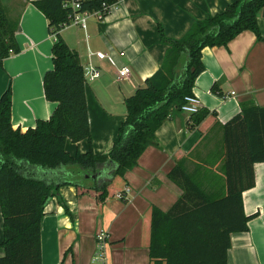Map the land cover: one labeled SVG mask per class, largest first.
<instances>
[{"label": "trees", "instance_id": "1", "mask_svg": "<svg viewBox=\"0 0 264 264\" xmlns=\"http://www.w3.org/2000/svg\"><path fill=\"white\" fill-rule=\"evenodd\" d=\"M64 0H41L34 6L47 18L53 37V69L43 80L46 100L56 108L49 120L23 132L12 125V90L0 98V210L4 220L0 264H43L41 223L49 201H62L59 190L73 186L78 195L90 194L99 211L108 206L127 185L125 175L138 165L156 132L174 112H182L186 97L193 96L196 79L204 72L202 51L227 46L244 31L254 32L264 12V0H236L225 11L198 21L182 39L168 38L160 28L161 42L169 47L161 68L145 87L125 100L126 120L108 154L66 151L70 140L78 143L92 135L86 99V81L80 55L65 42L61 31L73 14ZM117 0H84L82 10L104 12ZM104 21L100 29L104 31ZM16 28L0 3V65L20 53ZM216 92L215 86L212 88ZM217 112L201 109L190 117L189 130L202 138L216 124ZM183 157L169 178L183 191L168 212L151 206L144 215L142 241L149 248L151 264H228L231 235L247 232L254 216L244 210L243 193L255 184L254 166L264 163V107L241 105V113L223 127L221 194L193 171ZM213 172V171H212ZM203 175V176H202ZM210 180V179H209ZM126 201L125 197L122 199Z\"/></svg>", "mask_w": 264, "mask_h": 264}, {"label": "crops", "instance_id": "2", "mask_svg": "<svg viewBox=\"0 0 264 264\" xmlns=\"http://www.w3.org/2000/svg\"><path fill=\"white\" fill-rule=\"evenodd\" d=\"M37 1L41 0L2 3L16 28L21 51L0 65V98L11 88L12 125L23 132L35 128L39 120H49L56 108L46 100L43 87L45 74L53 69L54 39L47 18L33 4ZM235 1L117 0L105 17L104 31L95 15L88 19L86 30L64 28L61 35L78 52L83 67L92 63L101 71L98 80L86 83L91 144L69 140L66 151L71 156L91 149L108 154L126 120L125 100L144 88L146 80L163 65L169 47L161 42L160 28L168 38L182 39L195 23L222 13ZM258 26L262 40L254 32L244 31L227 46L202 51L205 70L196 79L193 96L202 109L217 112L216 124L205 137L198 129H188L191 115L174 112L156 132V145L149 146L138 165L126 173L127 185L122 191H126V201L116 196L102 212L90 194L78 195L73 186L60 188L70 215L57 198L47 204L41 223L43 264H91L99 232L108 235V264H151L149 248L142 241L144 215L151 206L168 212L183 195L169 178L177 161L184 157L189 168L194 153L196 167L214 158L213 167L204 166L198 172L213 179L223 176L218 170L223 160L224 125L241 113L244 103L264 107L263 13ZM97 52L112 57L99 60ZM125 66L132 72L119 80V70ZM214 86L216 92L212 91ZM254 171L256 184L243 193L245 213L254 217L247 232L231 235L228 264H264V163L255 164ZM217 188L221 194L225 191L222 179L213 185ZM3 226L0 210V257L4 256Z\"/></svg>", "mask_w": 264, "mask_h": 264}, {"label": "built area", "instance_id": "3", "mask_svg": "<svg viewBox=\"0 0 264 264\" xmlns=\"http://www.w3.org/2000/svg\"><path fill=\"white\" fill-rule=\"evenodd\" d=\"M84 0H64V7L70 8L73 12L69 23L66 27H78L80 29L86 30L88 19L95 15L99 21H104L105 17L110 13L111 9L114 7L109 6L105 7L104 12H89L82 10V3ZM95 56L99 60H106L111 59V55H108L103 52L95 53ZM120 56H124V53L121 52ZM132 70L130 67L125 66L119 70L118 79H123L131 74ZM84 75L86 83H91L98 80L101 77L100 69L93 65L92 63L87 64L84 66ZM235 93H232L234 95ZM200 101L195 96H189L185 99V104L182 107V112L187 113L189 115H193L198 113L201 110ZM126 196V191L119 193L117 198L123 199ZM97 241V250L92 258L91 264H108L107 263V247H108V235L105 232H99L96 235Z\"/></svg>", "mask_w": 264, "mask_h": 264}, {"label": "rangeland", "instance_id": "4", "mask_svg": "<svg viewBox=\"0 0 264 264\" xmlns=\"http://www.w3.org/2000/svg\"><path fill=\"white\" fill-rule=\"evenodd\" d=\"M4 1H5V0H0V3H3ZM93 19H94V18H93ZM219 149H220V148H219ZM222 149H223V145H222ZM195 156H196V155H195V153H194L193 156H192V159H193V160H192V164H190V166H189V168H188L189 171H193V170L196 168V166H197V164H196V162H195ZM208 159H209V158H208ZM219 161H220V159L218 158V162H219ZM210 162H211V164H214V165H215L214 158L210 159ZM212 162H214V163H212ZM214 165H213V166H214ZM214 170H216L215 167H214ZM218 172H220V173L222 174V171H221L220 169L218 170ZM209 179H210V180H209ZM209 179H208V181H207L209 184H212V185L215 184V185L217 186V185H219V183H220V179H219V178H218V179H217V178H214V179H213V178H210V177H209Z\"/></svg>", "mask_w": 264, "mask_h": 264}, {"label": "water", "instance_id": "5", "mask_svg": "<svg viewBox=\"0 0 264 264\" xmlns=\"http://www.w3.org/2000/svg\"><path fill=\"white\" fill-rule=\"evenodd\" d=\"M263 15H264V12H263Z\"/></svg>", "mask_w": 264, "mask_h": 264}]
</instances>
